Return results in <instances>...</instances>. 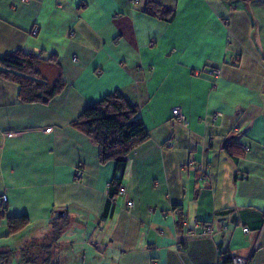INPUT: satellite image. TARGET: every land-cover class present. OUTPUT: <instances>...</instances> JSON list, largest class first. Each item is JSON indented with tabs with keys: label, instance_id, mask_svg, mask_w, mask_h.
<instances>
[{
	"label": "crops",
	"instance_id": "1",
	"mask_svg": "<svg viewBox=\"0 0 264 264\" xmlns=\"http://www.w3.org/2000/svg\"><path fill=\"white\" fill-rule=\"evenodd\" d=\"M145 1L0 0V56H52L39 74L63 81L48 101L24 103L0 79V195L6 216L27 218L11 234L0 219L7 264H264V0H155L168 21ZM208 66L220 74L195 75ZM114 90L148 139L121 176L133 206L118 195L102 220L117 168L72 122ZM196 222L212 232H192Z\"/></svg>",
	"mask_w": 264,
	"mask_h": 264
},
{
	"label": "trees",
	"instance_id": "2",
	"mask_svg": "<svg viewBox=\"0 0 264 264\" xmlns=\"http://www.w3.org/2000/svg\"><path fill=\"white\" fill-rule=\"evenodd\" d=\"M143 12L165 21L171 18V12L155 0H146ZM49 60H52V56L44 59L38 53L22 49L3 54L0 56V79L18 86L17 94L21 102H46L58 95L63 86L60 75L53 82H49L39 74L37 65L41 61ZM72 126L97 145L100 163L114 161L117 168L118 176L113 177L107 186L106 206L101 216L103 220L114 207L111 200L118 196L128 154L134 147L148 139V132L138 115V108L118 90L105 94L85 107L73 120ZM201 176L203 179V174ZM5 208V203L0 202V219L6 216ZM176 214V224L182 227L184 218L180 212L177 211ZM6 222L7 232L11 234L21 229L26 224L27 218L6 216ZM58 230L59 227L54 225L55 234ZM10 254V251L0 250V264H7ZM229 258L222 261H228Z\"/></svg>",
	"mask_w": 264,
	"mask_h": 264
},
{
	"label": "built area",
	"instance_id": "3",
	"mask_svg": "<svg viewBox=\"0 0 264 264\" xmlns=\"http://www.w3.org/2000/svg\"><path fill=\"white\" fill-rule=\"evenodd\" d=\"M25 1V0H22ZM37 33V27H33L30 31L31 35H35ZM70 35L73 34L72 31L69 32ZM149 45H152V43H150ZM195 75H200V74H207V75H211V76H218L220 74L219 69H216L214 67H204L202 69L196 70ZM218 116V113H214L212 115V118L215 119ZM171 120L173 123H177V124H181V125H186L187 124V119L185 117V115L182 112L181 107L179 106H174L172 109V116H171ZM245 150H247V147H245ZM200 168V167H199ZM200 174H203V170L199 169ZM84 172L81 169V167H77L73 174H72V180L73 181H80L83 178ZM200 179L202 178V176L200 175L199 177ZM109 185V183L107 184V186ZM118 195H121L125 198V205L126 207H132L133 206V201L129 198H127L126 196V190L124 187L120 186L117 192ZM6 196L4 194L0 195V202L1 203H5L6 202ZM111 202L113 204L116 203V198H113L111 200ZM182 227L186 228L187 225L185 223V221H182ZM225 228V227H224ZM213 230V225L212 222H204V223H200V222H196L193 224L191 231L192 232H196V231H200L201 233H205V234H210ZM243 232L247 233L248 229L247 228H243ZM178 250H180L182 248L181 245H179ZM218 264H250V261L246 258H242V257H238V256H231L229 258L228 261H220Z\"/></svg>",
	"mask_w": 264,
	"mask_h": 264
}]
</instances>
